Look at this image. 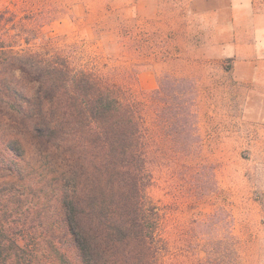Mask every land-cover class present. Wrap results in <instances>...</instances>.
<instances>
[{"label": "trees", "instance_id": "16d2710c", "mask_svg": "<svg viewBox=\"0 0 264 264\" xmlns=\"http://www.w3.org/2000/svg\"><path fill=\"white\" fill-rule=\"evenodd\" d=\"M14 16L0 14V264H165L147 112L187 150L200 140L195 83L165 75L136 101L48 45L29 48ZM233 223L224 209L194 221L196 264H241Z\"/></svg>", "mask_w": 264, "mask_h": 264}, {"label": "rangeland", "instance_id": "374dc122", "mask_svg": "<svg viewBox=\"0 0 264 264\" xmlns=\"http://www.w3.org/2000/svg\"><path fill=\"white\" fill-rule=\"evenodd\" d=\"M186 4L187 0H0V14L7 10L25 20L26 27L21 25L27 28L29 48L42 54L48 47L62 52L73 64L124 88L136 101H147L165 75L192 80L198 91V143L187 150L171 149L155 124V109L147 112L153 178L148 196L165 217V264H196L191 244L196 238L191 231L194 221L218 209L234 220L241 264H260L264 112L246 110L249 100L254 103L248 96L250 87L234 79L232 58L224 49L208 45L207 19L188 14Z\"/></svg>", "mask_w": 264, "mask_h": 264}, {"label": "crops", "instance_id": "0c3cea01", "mask_svg": "<svg viewBox=\"0 0 264 264\" xmlns=\"http://www.w3.org/2000/svg\"><path fill=\"white\" fill-rule=\"evenodd\" d=\"M264 0H187L188 14L207 19L209 46L232 58V74L250 87L246 110L264 112ZM256 106V107H255ZM260 264H264L262 261Z\"/></svg>", "mask_w": 264, "mask_h": 264}]
</instances>
